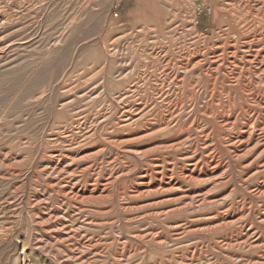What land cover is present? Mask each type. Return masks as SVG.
<instances>
[{"label":"rangeland","instance_id":"374dc122","mask_svg":"<svg viewBox=\"0 0 264 264\" xmlns=\"http://www.w3.org/2000/svg\"><path fill=\"white\" fill-rule=\"evenodd\" d=\"M263 100L264 0H0V264H264Z\"/></svg>","mask_w":264,"mask_h":264},{"label":"bare ground","instance_id":"6f19581e","mask_svg":"<svg viewBox=\"0 0 264 264\" xmlns=\"http://www.w3.org/2000/svg\"><path fill=\"white\" fill-rule=\"evenodd\" d=\"M258 2V1H257ZM258 6V5H257ZM220 57V56H219ZM246 69V68H245ZM246 75V74H245ZM234 76V75H233ZM236 77V76H235ZM231 80V79H230ZM261 80V79H260ZM249 81V80H248ZM262 82V81H261ZM230 83H231V81H230ZM246 83V82H245ZM262 85V84H261ZM249 86H250V84H249ZM243 87V86H242ZM247 87V86H246ZM250 92V91H249ZM258 93V92H257ZM248 96V95H247ZM250 97V96H249ZM252 100V99H251ZM262 100V99H261ZM264 101V100H263ZM207 105V104H206ZM209 106H210V103H209ZM211 107V106H210ZM235 107V106H234ZM239 110V109H238ZM216 116V115H215ZM217 116H218V114H217ZM221 117V116H220ZM228 117V116H227ZM219 120V119H218ZM220 120H222V119H220ZM227 120V119H226ZM230 120H231V118H230ZM227 122V121H226ZM253 122V121H252ZM220 123H222V122H220ZM263 125V124H262ZM261 125V126H262ZM237 126V125H236ZM258 127V126H257ZM181 130H183V129H181ZM185 130H187V129H185ZM207 130V129H206ZM205 132V131H204ZM214 132V131H213ZM188 133V132H187ZM206 133V132H205ZM211 134H213V133H211ZM238 134V133H237ZM232 135V134H231ZM186 136V135H185ZM226 138V137H225ZM210 141H211V139H210ZM215 141V140H214ZM222 143H224V142H222ZM216 145V144H215ZM213 156V155H212ZM219 156V155H218ZM219 159V158H218ZM172 175V174H171ZM190 175H192V174H190ZM185 176V175H184ZM196 176V175H195ZM190 177V176H189ZM188 177V178H189ZM256 187V186H255ZM264 189V188H263ZM121 190V189H120ZM261 190V189H260ZM122 195V194H121ZM90 198V197H89ZM203 202V201H202ZM263 217V216H262ZM227 221V220H226ZM225 221V222H226ZM224 222V221H223ZM223 237V236H222ZM228 238H229V236H228ZM223 239V238H222ZM236 239H237V237H236ZM228 241H229V239H227ZM237 241V240H236ZM230 242V241H229ZM234 242V241H233ZM226 243H227V241H226ZM259 243V242H258ZM252 244V243H251ZM254 244H256V243H254ZM250 245V244H249ZM193 254V253H192ZM197 256V255H196ZM181 258V257H180ZM178 260V259H177Z\"/></svg>","mask_w":264,"mask_h":264}]
</instances>
